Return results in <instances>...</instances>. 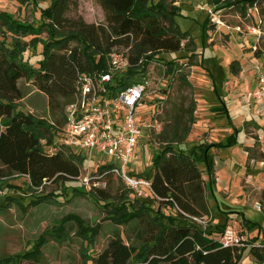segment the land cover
I'll return each instance as SVG.
<instances>
[{"label":"trees","instance_id":"16d2710c","mask_svg":"<svg viewBox=\"0 0 264 264\" xmlns=\"http://www.w3.org/2000/svg\"><path fill=\"white\" fill-rule=\"evenodd\" d=\"M96 1L104 13V23L99 25L67 16L77 8V0H49V5L40 10L45 21L38 26L20 21L7 11L0 12V178L27 176L24 183L29 188L42 189L54 183L63 191L70 188L72 192L83 193L78 187L81 185L78 180L80 159L64 150L48 153L40 139L47 138L50 142L51 124L55 128L63 126L65 109L76 100L77 74L104 69L113 48L130 46L132 66L126 77L117 80L120 87L129 85L134 74L145 73L153 60H161L170 73L174 58L162 62L160 51L188 49L189 54L178 58L197 57V65H202V55L199 56L194 40L188 32H181L175 21L179 7L164 0ZM222 1L212 0L217 7L215 10L221 7ZM257 1L237 0L235 3L244 13ZM208 23L206 18L201 25L203 44L208 39ZM44 30L47 36L39 37ZM27 36H31L28 42L24 40ZM38 44L42 45L41 58L32 65L24 52L35 51ZM140 58L142 64L136 65ZM230 70L238 73L237 61L230 63ZM21 79L31 80L35 90L46 97L50 123L18 108L17 102L29 95V91L19 85ZM215 81L212 79L211 85L219 104L210 111L224 116L233 133L222 141L176 149L174 145L185 143L194 123L195 101L191 99L181 112L172 107L165 124L155 135L159 144L152 159V177L144 176L151 180L154 195L129 201V192L121 193L108 211L113 225L108 230L106 245L93 257L84 251L81 253L92 264H240L246 255L264 264V236L260 238L256 234L243 246H224L217 238L225 233L231 215H238L235 208L220 211L223 220H212L208 195L215 199L216 178L211 149L235 145L239 132ZM99 193L103 196L104 192ZM13 199L7 197V200ZM153 202H157L154 210L150 206ZM109 205L106 203L104 207ZM166 207L174 213L164 212ZM70 220L76 222L79 235L87 241L88 247L92 246L99 225L86 226L83 220L72 215L52 228V238L57 242L62 240L65 225ZM242 222L249 230L255 226L243 217ZM122 225L126 229L121 230ZM260 231L258 225L256 232ZM45 242V236H41L32 250L1 258L0 264L22 261L37 264Z\"/></svg>","mask_w":264,"mask_h":264},{"label":"rangeland","instance_id":"374dc122","mask_svg":"<svg viewBox=\"0 0 264 264\" xmlns=\"http://www.w3.org/2000/svg\"><path fill=\"white\" fill-rule=\"evenodd\" d=\"M164 1L179 7L175 21L181 32H188L192 37L203 62L202 65H197V57L192 60L187 57L178 58L181 54H189L188 49L178 52H159V58H163L162 62L174 58L175 65L172 66L171 72H165L164 76L155 71V78L146 95L147 102L135 109V117L139 125L146 128L149 116L151 118L149 122L154 128L151 136L148 137L144 136L147 130L143 129V135L139 137L130 164L138 175L149 177L153 174L152 159L159 144L155 136L158 133L155 127L160 125L162 128L168 119L170 109L175 107L181 112L191 99L195 101V122L190 127L187 141L174 145L176 149L185 150L191 144L194 146L193 144L212 140L214 136L211 132L202 131L204 125L212 129L213 125H209L210 123L214 124L215 129L210 130L213 134L220 132L223 136L228 135L226 131L216 127L213 120L217 115L210 111V107L219 102L214 95L212 79L217 81L215 83L218 92L229 93L232 85L238 84L230 70V63L236 61L239 49L242 53L253 51V54L258 56L264 52L262 51L264 50V0H258L253 6L247 7L244 13L236 6L237 0H223L217 10L212 0ZM48 5L49 0H0V12L7 11L20 21L38 26L45 21L40 16V10ZM67 16L82 18L84 22L95 25L104 23L103 10L96 0H77V8L68 12ZM206 18L209 20L208 39L203 44L201 25ZM258 30L262 32L259 40H257ZM46 36L45 30L39 35L41 38ZM30 39L31 36L24 38L26 42ZM251 46H256L255 50ZM129 49L130 46L121 45L112 50L129 51ZM41 50L42 45L38 44L35 51L26 50L24 57L34 65L35 61L41 58L39 54ZM154 64L157 63L151 62L148 68ZM251 70L253 71V68ZM252 71L251 76H253ZM238 75L240 72L236 74ZM158 79L161 88L157 87ZM19 85L29 91L30 95L17 102L18 108L32 113L46 124L50 123L46 97L35 90L31 80L21 79ZM249 113L244 115L248 125L242 126L235 145L211 149L213 156L218 160L230 164L229 177L220 172L222 165L218 164L215 172V199L212 195H208L213 222L224 219L220 211L235 208V212H238V215H231L225 233L217 237L229 246H243L256 234H259L260 238L261 235L264 236V119L253 122L254 117ZM261 117L264 115L259 116ZM93 181L96 185L91 190L78 185L79 189L83 190V193H80L72 192L70 188L63 191L54 183L42 189L29 188L24 183L25 179L17 176L0 178V190L4 193L0 198V259L32 250L38 238L45 236L46 242L41 247V260L37 264H92L90 259L84 258L81 253L84 251L93 257L106 245L108 230L113 225L108 214L111 206L117 203L122 192H129L127 195L129 201L135 198L123 181L114 175L102 176ZM100 190L104 192L103 196L99 193ZM7 197L15 199L7 200ZM6 203L8 205L5 208L3 206ZM106 203L110 205L104 207ZM150 206L153 210L156 209L157 202H153ZM164 212L173 214L174 210L166 207ZM69 215L80 218L86 226L99 225L92 246L88 247L87 241L79 235L76 222L71 220L65 225L62 240L57 242L52 238V228L57 227L61 220ZM242 217L255 224L253 229L249 230L245 227ZM203 220L207 221L208 218ZM258 225L261 226L260 233L256 232ZM120 229L124 230L126 226L122 225ZM20 264L34 263L22 261ZM240 264L258 263L252 256L246 255Z\"/></svg>","mask_w":264,"mask_h":264},{"label":"built area","instance_id":"2783aa9c","mask_svg":"<svg viewBox=\"0 0 264 264\" xmlns=\"http://www.w3.org/2000/svg\"><path fill=\"white\" fill-rule=\"evenodd\" d=\"M261 34L258 30L257 40ZM142 60L136 65H141ZM151 62L157 64L148 68ZM150 63L145 73L134 74L129 85L120 87L117 80L126 77L132 66L130 54L111 50L104 69L77 74L76 100L66 107L63 126L55 128L51 124L50 142L47 138L40 139L48 153L64 150L80 159L78 180L84 188L90 189L96 185L93 180L111 174L121 179L136 198L154 195L151 180L138 175L130 165L143 129L147 130L144 136L148 137L154 128L149 116L146 128H142L136 120L135 109L147 102L155 71L161 76L167 73V65L155 60ZM255 69L259 81L264 82V72L258 65ZM159 81L157 87L161 88ZM155 128L157 132L161 129L160 125ZM3 194L0 190V198Z\"/></svg>","mask_w":264,"mask_h":264},{"label":"crops","instance_id":"0c3cea01","mask_svg":"<svg viewBox=\"0 0 264 264\" xmlns=\"http://www.w3.org/2000/svg\"><path fill=\"white\" fill-rule=\"evenodd\" d=\"M251 47L254 50L256 48V46H251ZM235 60L239 65L238 74L240 72V75L238 76L234 74V79L238 81V84H235L234 86L232 85V90L229 93H224L220 91L219 94L225 102V105L228 109V112L230 114L234 126L239 130L236 136L238 138L241 132L240 130H242L241 129L242 126L244 124L248 125L247 119L244 118L245 114L250 112L249 114H252L254 117L253 122H256V120L261 121L262 119H264V117L259 118V116L264 115V82L259 81L255 69V66L258 65L261 71L264 72V52H262V54L258 56L257 54L254 55L253 51L249 53H242L239 49L238 56L236 57ZM251 68H253V71L251 70ZM251 71L253 72V76L250 75ZM217 104H219V102ZM234 117H236L237 119ZM213 121H215V125L217 128L226 131L228 135L223 136L220 134V132L217 134H213L212 131L213 129H215L213 123L209 124V125L211 124L213 125L212 129L208 128L207 125L206 126L204 125L202 131L205 132L209 131L211 132L212 136H214V138L208 141L207 143L222 141L233 133L232 127L230 126L228 120L224 116L217 115V117ZM220 136H223V138L219 139ZM191 146L192 144L189 147ZM236 151L238 152V148H236ZM213 158H214V171L217 172L218 164H221L222 166L219 169L220 172L224 176L229 177L230 164L229 163L226 164L225 161L223 162L221 160H218V158L215 156H213Z\"/></svg>","mask_w":264,"mask_h":264}]
</instances>
